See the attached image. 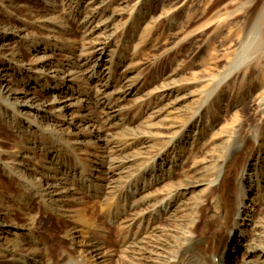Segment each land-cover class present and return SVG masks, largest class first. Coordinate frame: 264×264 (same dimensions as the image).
<instances>
[{
    "label": "rangeland",
    "instance_id": "1",
    "mask_svg": "<svg viewBox=\"0 0 264 264\" xmlns=\"http://www.w3.org/2000/svg\"><path fill=\"white\" fill-rule=\"evenodd\" d=\"M259 15L263 40L264 0H0V264L264 252Z\"/></svg>",
    "mask_w": 264,
    "mask_h": 264
},
{
    "label": "bare ground",
    "instance_id": "2",
    "mask_svg": "<svg viewBox=\"0 0 264 264\" xmlns=\"http://www.w3.org/2000/svg\"><path fill=\"white\" fill-rule=\"evenodd\" d=\"M262 18H261V15H259L258 19L251 26L248 27V29L245 32L244 42L247 41L249 43H252L253 41L256 40L257 41L256 42V45H261L264 42V39L261 40V38H260L261 37V35H260L261 33L258 32L260 30L259 28H260V23H261V19ZM240 178L243 179L244 177L241 175ZM241 179H240V181L242 182ZM242 214H243L242 207H238V209H237V211H236V213L234 215L235 216V219H233V220H237L238 221L240 219V216ZM237 221L235 222L234 226H232L228 230V236H230L232 234H235L238 231H239L240 234H243L242 229H240V225L241 224H238ZM228 236H227V239H228ZM244 239H245V237H244ZM244 241H246V240H244ZM245 244H246V248L244 247L245 248V252L244 253H247L246 254V257L247 258L245 257V258L242 259V261H241L242 264H255L254 263L255 262V260H254L255 258L258 259V258L262 257V259H263L264 252H262V250H257L256 246H252V247L251 246H248L247 245V242ZM243 245L244 244H242V246ZM259 251H261V254L259 253ZM229 253H231V251H228V253H226V254L220 252V255L221 256L218 255L219 256L218 261H213V260L211 261V259H210V262H209V261H206L205 259H201L200 257H198L197 255L193 254L192 252H189V251H186V250L185 251L182 250L179 255H176L175 257L167 260L166 261V264H211V262H212V264L213 263L214 264H219L220 263L219 260H221L225 264V261H226V258L225 257L226 256L229 257L228 259L233 258ZM65 256H66V258H65ZM65 256H64L65 261H63L64 258H62V259L60 258V260L63 261L61 264H86L85 262H82L80 259L76 260V259L70 258L71 256H69L68 254H65ZM224 258H225V260H224ZM21 260H24V259H21Z\"/></svg>",
    "mask_w": 264,
    "mask_h": 264
}]
</instances>
